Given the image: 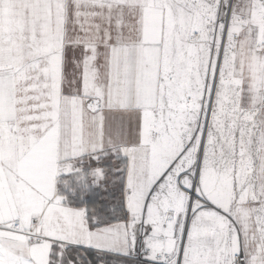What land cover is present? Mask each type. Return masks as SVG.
<instances>
[{"label": "snow or ice", "instance_id": "snow-or-ice-1", "mask_svg": "<svg viewBox=\"0 0 264 264\" xmlns=\"http://www.w3.org/2000/svg\"><path fill=\"white\" fill-rule=\"evenodd\" d=\"M0 264H264V0H0Z\"/></svg>", "mask_w": 264, "mask_h": 264}]
</instances>
